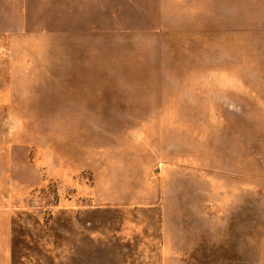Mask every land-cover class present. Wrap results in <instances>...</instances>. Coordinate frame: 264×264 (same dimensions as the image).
<instances>
[{"label": "rangeland", "instance_id": "374dc122", "mask_svg": "<svg viewBox=\"0 0 264 264\" xmlns=\"http://www.w3.org/2000/svg\"><path fill=\"white\" fill-rule=\"evenodd\" d=\"M199 5L0 0V264H264V32Z\"/></svg>", "mask_w": 264, "mask_h": 264}, {"label": "crops", "instance_id": "0c3cea01", "mask_svg": "<svg viewBox=\"0 0 264 264\" xmlns=\"http://www.w3.org/2000/svg\"><path fill=\"white\" fill-rule=\"evenodd\" d=\"M199 2L200 18L203 17V6H205L207 18L224 19V21L214 20L216 32H225L228 29L230 32H241L239 28L243 22L245 24L250 22L255 27L252 31L264 32V0H199Z\"/></svg>", "mask_w": 264, "mask_h": 264}, {"label": "trees", "instance_id": "16d2710c", "mask_svg": "<svg viewBox=\"0 0 264 264\" xmlns=\"http://www.w3.org/2000/svg\"><path fill=\"white\" fill-rule=\"evenodd\" d=\"M14 231H15V229H14ZM15 232H16V231H15ZM13 237H14V241L16 242V244H15V243H14V244L17 246V241H16V236H15V234H14Z\"/></svg>", "mask_w": 264, "mask_h": 264}]
</instances>
